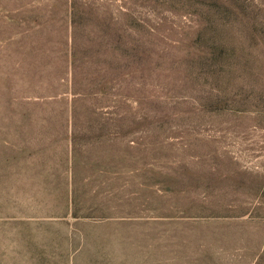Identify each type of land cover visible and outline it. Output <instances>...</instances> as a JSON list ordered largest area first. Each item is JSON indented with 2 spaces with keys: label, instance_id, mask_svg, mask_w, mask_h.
Returning a JSON list of instances; mask_svg holds the SVG:
<instances>
[{
  "label": "rangeland",
  "instance_id": "rangeland-1",
  "mask_svg": "<svg viewBox=\"0 0 264 264\" xmlns=\"http://www.w3.org/2000/svg\"><path fill=\"white\" fill-rule=\"evenodd\" d=\"M0 264H264V0H0Z\"/></svg>",
  "mask_w": 264,
  "mask_h": 264
},
{
  "label": "trees",
  "instance_id": "trees-1",
  "mask_svg": "<svg viewBox=\"0 0 264 264\" xmlns=\"http://www.w3.org/2000/svg\"><path fill=\"white\" fill-rule=\"evenodd\" d=\"M219 7V6H218ZM212 43H208V46H206V48L201 49L202 52V56H204L206 53H209L210 55L208 56V58H210L212 56V54L214 53V46L211 45ZM205 65L207 68V76L209 77V82H211V75H213V72L215 70V66H214V62L212 59H206L205 60Z\"/></svg>",
  "mask_w": 264,
  "mask_h": 264
}]
</instances>
